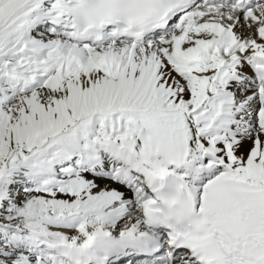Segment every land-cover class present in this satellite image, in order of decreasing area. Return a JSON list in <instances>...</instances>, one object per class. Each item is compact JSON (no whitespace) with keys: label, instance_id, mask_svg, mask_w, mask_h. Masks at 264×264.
Here are the masks:
<instances>
[{"label":"snow or ice","instance_id":"6c2138e0","mask_svg":"<svg viewBox=\"0 0 264 264\" xmlns=\"http://www.w3.org/2000/svg\"><path fill=\"white\" fill-rule=\"evenodd\" d=\"M0 264H264V0H0Z\"/></svg>","mask_w":264,"mask_h":264}]
</instances>
